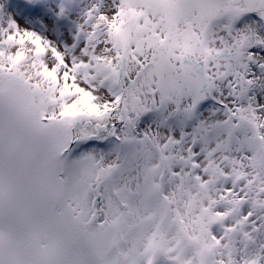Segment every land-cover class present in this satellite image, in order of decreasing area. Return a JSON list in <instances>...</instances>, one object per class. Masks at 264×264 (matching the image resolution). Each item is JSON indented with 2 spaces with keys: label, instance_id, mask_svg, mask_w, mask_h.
<instances>
[{
  "label": "snow or ice",
  "instance_id": "1",
  "mask_svg": "<svg viewBox=\"0 0 264 264\" xmlns=\"http://www.w3.org/2000/svg\"><path fill=\"white\" fill-rule=\"evenodd\" d=\"M0 264H264V0H0Z\"/></svg>",
  "mask_w": 264,
  "mask_h": 264
}]
</instances>
